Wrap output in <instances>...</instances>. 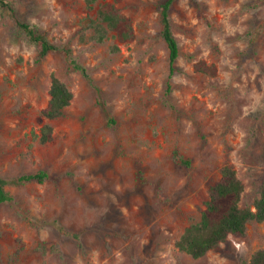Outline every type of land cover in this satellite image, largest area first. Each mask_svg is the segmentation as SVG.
<instances>
[{"label":"rangeland","instance_id":"rangeland-1","mask_svg":"<svg viewBox=\"0 0 264 264\" xmlns=\"http://www.w3.org/2000/svg\"><path fill=\"white\" fill-rule=\"evenodd\" d=\"M54 44L37 60L0 19V264H239L264 250V223H248L204 257L178 251L223 166L250 208L264 175V0H175L180 56L168 84L160 36L163 0H5ZM130 20L132 38L101 44L83 29L100 6ZM72 100L47 122L50 77ZM43 125L52 140L40 144ZM186 162L185 166L182 163ZM44 174L18 184L21 176ZM57 251H53V249ZM58 252V253H56Z\"/></svg>","mask_w":264,"mask_h":264},{"label":"trees","instance_id":"trees-1","mask_svg":"<svg viewBox=\"0 0 264 264\" xmlns=\"http://www.w3.org/2000/svg\"><path fill=\"white\" fill-rule=\"evenodd\" d=\"M175 0H163L159 5L160 36L167 51L168 78L165 84V94L169 93L168 80L174 72V64L180 56V50L171 30L170 11ZM93 0H85L87 10H91ZM7 18L11 25V32L15 38L22 39L32 46L36 59H44L51 53H61L74 70L86 77L84 69L72 58L71 50L63 45L52 43L46 35L35 26L28 25L18 15L12 3L0 0V19ZM84 28L90 30L92 39L101 44L108 33H113L117 41L122 44L132 38L131 22L124 17L112 4L99 7L94 18L84 22ZM47 104L41 112V118L47 122L59 119L63 110L69 106L72 94L66 85L54 76L50 77L47 92ZM52 140V129L43 125L39 131L40 144H47ZM187 166L186 162L182 163ZM219 180L208 190L207 200L203 203L196 223L186 227L179 237L176 247L179 252L188 255L193 260L204 257L208 252L216 250L225 243L229 236L241 238L245 235L248 223H264V175L259 181L256 194L250 208L240 207L243 186L234 170L228 166L220 169ZM45 175L40 173L18 177L16 183L36 181L41 184ZM10 201L0 183V204ZM57 251V249H53ZM58 253V252H56ZM239 264H264V250L255 251L247 260Z\"/></svg>","mask_w":264,"mask_h":264}]
</instances>
